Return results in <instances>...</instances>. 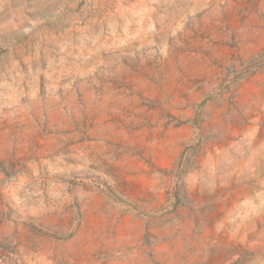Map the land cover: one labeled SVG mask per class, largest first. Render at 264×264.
<instances>
[{
	"label": "rangeland",
	"instance_id": "374dc122",
	"mask_svg": "<svg viewBox=\"0 0 264 264\" xmlns=\"http://www.w3.org/2000/svg\"><path fill=\"white\" fill-rule=\"evenodd\" d=\"M0 264H264V0H0Z\"/></svg>",
	"mask_w": 264,
	"mask_h": 264
}]
</instances>
